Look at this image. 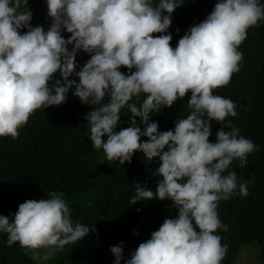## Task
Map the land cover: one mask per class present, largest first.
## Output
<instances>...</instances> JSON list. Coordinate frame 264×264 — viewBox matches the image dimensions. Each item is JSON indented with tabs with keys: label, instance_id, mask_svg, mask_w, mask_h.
<instances>
[{
	"label": "clouds",
	"instance_id": "1",
	"mask_svg": "<svg viewBox=\"0 0 264 264\" xmlns=\"http://www.w3.org/2000/svg\"><path fill=\"white\" fill-rule=\"evenodd\" d=\"M183 4L45 0L41 5L50 21L45 27L31 23L29 0H0V136L17 138L37 109L65 103L73 90L82 103L94 106L85 119L94 147L107 159L124 164L140 151L148 162H161L154 173L162 177L156 189L134 182L131 201L169 199L178 215L166 217L127 259L123 242L111 246L114 264H221L228 245L217 230L229 225L220 219L218 203L249 193L250 181L230 166L236 160L246 166L260 145L226 121L238 114L236 103L213 90L240 70L239 46L247 30L264 21V3L216 0L173 47L168 30ZM81 50L90 58L78 67ZM189 91L188 114L174 129L160 130L151 116ZM125 109L129 126L117 130ZM213 120L227 128L216 132L215 141L209 139ZM71 212L63 192L52 190L46 199H26L14 214H0V232L9 246L19 242L38 258L42 247L58 251L95 230L74 222Z\"/></svg>",
	"mask_w": 264,
	"mask_h": 264
},
{
	"label": "trees",
	"instance_id": "2",
	"mask_svg": "<svg viewBox=\"0 0 264 264\" xmlns=\"http://www.w3.org/2000/svg\"><path fill=\"white\" fill-rule=\"evenodd\" d=\"M44 1L29 0L33 25L47 27L50 22L45 6L41 5ZM183 2L172 14L168 30L173 36V47L189 26L211 12L216 0ZM247 32L239 46L244 54L240 70L232 74L227 85L213 90L236 103L238 114L229 115L226 121L231 120L242 135L260 145L259 151L248 155L246 166L241 167L238 160L230 166L242 181L250 183L247 196L237 194L218 203L220 219L229 225L227 230H217L222 243L228 245L221 264H239L237 257L242 250L252 248L257 249L254 263L264 264V21ZM63 34L70 35L66 29ZM89 58L90 54L81 50L77 55L78 67ZM121 70L128 71L126 67ZM190 96L189 91L172 106L151 116L158 121L160 130L174 129L176 120L188 114ZM93 108L70 90L65 103L37 109L19 129L17 138L0 136V214H14L26 199H46L50 191L57 190L67 199L74 222L95 225V230L79 242L65 245L46 264H114L111 246L123 242L127 259L166 217L178 215L169 199L132 203L134 182L156 189L162 177L154 173L161 162L159 158L148 162L140 151L124 164L107 159L103 149H96L90 139L85 116ZM122 115L117 130L129 126L130 113L125 109ZM222 123L212 121L210 140L215 141L221 127L227 130ZM38 251L41 254L42 248ZM36 259L19 242L9 246L7 234L0 232V264H38Z\"/></svg>",
	"mask_w": 264,
	"mask_h": 264
},
{
	"label": "rangeland",
	"instance_id": "3",
	"mask_svg": "<svg viewBox=\"0 0 264 264\" xmlns=\"http://www.w3.org/2000/svg\"><path fill=\"white\" fill-rule=\"evenodd\" d=\"M58 251L50 249L48 247H42V253L40 254L41 256H39V259H36L39 262L38 264H46V262L49 261L50 258L52 259V257H54V253ZM255 253H257L256 248L242 250V252L237 257V262L239 264H255Z\"/></svg>",
	"mask_w": 264,
	"mask_h": 264
}]
</instances>
